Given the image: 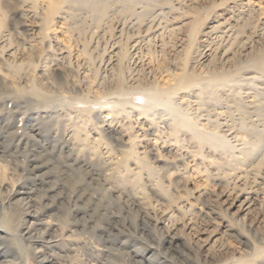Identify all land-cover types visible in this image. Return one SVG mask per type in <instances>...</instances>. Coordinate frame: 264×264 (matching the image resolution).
Returning <instances> with one entry per match:
<instances>
[{
	"label": "rangeland",
	"instance_id": "rangeland-1",
	"mask_svg": "<svg viewBox=\"0 0 264 264\" xmlns=\"http://www.w3.org/2000/svg\"><path fill=\"white\" fill-rule=\"evenodd\" d=\"M104 4L0 0V208L9 235L17 233L9 203L25 197L19 222L38 211L42 229L57 235L60 264H134L172 235L197 263L174 248L169 264L247 258L252 244L264 247V137L256 144L264 0ZM222 72L238 77L224 90L178 85L183 75ZM162 89L227 148L178 126ZM245 203L246 214L233 213ZM11 241L18 264H34L27 243Z\"/></svg>",
	"mask_w": 264,
	"mask_h": 264
},
{
	"label": "bare ground",
	"instance_id": "bare-ground-1",
	"mask_svg": "<svg viewBox=\"0 0 264 264\" xmlns=\"http://www.w3.org/2000/svg\"><path fill=\"white\" fill-rule=\"evenodd\" d=\"M67 1L68 0H64V3H66ZM104 1H107V0H74V3L76 5H73V8H76V9H83V8L85 9L86 8V9H90L92 11H98L99 9L105 7ZM130 2L137 3L138 0H130ZM253 67L255 70L258 71L262 68V65L259 61H257L256 63L253 64ZM236 76L237 75L229 74V73L227 74V73L222 72V73H219L216 75H210V76H207L204 78L202 77L200 79H197L195 77L196 79L194 78V80H193L192 78H189L187 75L186 76L183 75V77L180 78L178 85H184V84H188V83H191V85H192L193 83L194 84L197 83L198 86H201V88H205V89L208 88V91H209L210 88L215 89L214 84L217 83L216 87L220 86L224 90L223 86H225L227 84H231V82H233V81H236L237 79H235V78H238ZM257 79L259 80V76L258 77H252L250 79L251 80L250 82H252L254 84V87L258 86V84H259V81H257L258 83L253 82V81H256ZM244 80H245V78H243L239 81L240 85H242L241 81H244ZM197 84L194 86L193 85L192 86L190 85V86L193 88V87L197 86ZM240 85H238V87ZM185 87H186V85H185ZM187 87H189V86H187ZM228 87H230V86H228ZM238 87H235V88H238ZM213 89H212V93L214 92ZM218 89H220V88H218ZM229 89H231V88H229ZM31 90L33 93H35L37 95L40 94V96H48L47 95L48 93L41 92V91L39 92V89L36 86H32ZM202 90H204V89H202ZM173 91H175V90H173ZM161 93H162V95H165V93H166V95L168 97V101H165V107L168 108L172 117L176 119L178 126L180 125L186 129L194 132L197 136H200L202 138V140L204 139L207 142L212 143L215 147L219 146L221 148V150H224L225 146L227 148V145L229 142L225 136L218 135L217 133H215V131L209 132V131L205 130L204 128H199L198 124L196 122H194L193 119L189 118L187 116V114L186 115L183 114V112L186 113V110L184 108H182L181 106L174 103L173 100L171 101V99H173V95H172V93H170L169 90H167V89L163 90L162 89ZM149 99L151 100V103L153 102L154 104H157L156 99L154 97H150ZM217 101L218 100H216V102ZM178 129H180V128H177V130ZM263 137H264V135L260 134L259 137L257 138L256 144H259L262 141ZM204 143H206V142H204ZM256 144H254V145H256ZM242 150L244 152H247L246 147H243ZM132 153H133V151H132ZM142 157H140V158H142ZM22 193L25 194L26 192H22ZM23 198H25V197H20V198L13 200V201H10V203H9L10 208L8 207V209H9L8 212L6 211L8 213V217H7L8 222H11L12 228H15L17 231L16 235L13 236V237L16 236L15 238H13L12 235H9L10 233H8V230L6 228V220H5V217L7 214L1 215L2 211L0 208V264H18L19 261H18L16 249L12 248V246H13L12 242L13 241H11V240H15V239L23 240L27 243L26 245L32 251V260H33L34 264H60L58 258L61 256H59L54 251V248H56L57 244H58L57 243V240H58L57 235L53 234L52 228L50 226L44 228V230L42 229L41 226L44 224V221H43V218L37 214L38 211L36 213L27 212L29 219L23 220V222H21V221L19 222L18 212H20V211L18 210L17 207L21 206L22 203H20V202ZM249 205L250 204L245 203L242 205V207H240L239 209H237L233 213L237 214V215L241 214V213L246 214L247 211L250 209ZM0 207H1V205H0ZM1 216L4 217V221L2 220L3 218ZM10 237H12V238H10ZM175 239H176V237H173V235L170 236V239L168 241L166 240V244H167L166 247H157L150 254H148L147 252H144L143 255L141 254V259L138 258V260H134L133 263L134 264H169L168 262H170L171 260L175 263L176 258L174 257V255L172 253H170V250H172L174 248H175L176 252H179L183 256V259L191 260V261H194L197 263V261H195L193 258L189 257L187 254H185L184 252L179 250L177 243H175ZM143 240L145 242L148 241V239H146V238H143ZM164 242H165V240H164ZM150 245H152V243H150ZM148 248H150V247L148 246ZM161 248H163V249H161ZM251 248H252V253L250 255H248L247 258L244 257L242 259L241 258L242 254H240V256L238 258L235 257V258H231V260H224V261H218V262L215 261L212 264H264V262L262 261V258L264 257V247L261 245H255V243H254V244H252ZM133 250H135V249H133ZM131 252H133V251L131 250ZM242 252L247 253V251L245 249H242ZM135 254H137V252ZM256 259H257V262H256Z\"/></svg>",
	"mask_w": 264,
	"mask_h": 264
}]
</instances>
